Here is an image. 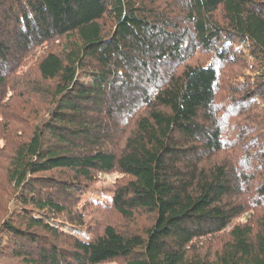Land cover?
<instances>
[{"label":"trees","instance_id":"1","mask_svg":"<svg viewBox=\"0 0 264 264\" xmlns=\"http://www.w3.org/2000/svg\"><path fill=\"white\" fill-rule=\"evenodd\" d=\"M53 42L7 125L0 264H264V0H0V122L7 78ZM226 67L240 77L217 107ZM112 172L127 181L99 190Z\"/></svg>","mask_w":264,"mask_h":264},{"label":"rangeland","instance_id":"2","mask_svg":"<svg viewBox=\"0 0 264 264\" xmlns=\"http://www.w3.org/2000/svg\"><path fill=\"white\" fill-rule=\"evenodd\" d=\"M163 3H164V0H163ZM110 22L111 21L109 19H105L104 24L107 25L108 28H111ZM59 41H62V40H59ZM58 47H59L58 42H53L42 48L36 49L31 55L28 56L27 60L24 63V66H22L20 70L17 73H15V75L9 76L7 78L8 83H7V93H5L6 94L5 102L9 103V104L8 103L6 104H8L7 109L9 108L10 109L7 110L6 112L9 117L8 118L4 117V121L0 122V176H1V168L4 166V163H5V159L3 157L6 156L5 155L6 149H7V152L9 149V147H5L6 141H4V139H6L5 137L8 135L6 134L7 125H11L14 128H17V126H20L19 123L15 122V120L13 119V117H11V115L20 116L21 113L29 109L26 102L23 101L24 98H17L15 97V95L18 96L16 94L17 92L23 93L24 89L21 88L20 86H22V84H25L24 82L28 81L26 78L29 79V77H33V76L36 77L35 67H33L32 65L35 64L37 58L48 52L58 51L59 50ZM211 59H212L211 56L207 55L202 50H199V52L194 56L191 63L195 64L197 62L198 63L203 62L204 64ZM223 71L224 72L222 75V84L219 85L220 91L218 93V98H217V103H216L217 107L222 106L224 103L226 105L231 102V100L228 98L226 94V91H228L230 87L232 88V85L233 86L236 85V83H233V80L237 77H240L239 74H240L241 69L226 67ZM1 102H3V100ZM12 111H15V112L12 113ZM254 117L256 118L254 121H257L258 119L262 118V114L255 112ZM240 119H241L240 117L238 118L237 116L233 115V113H231L229 118L227 119L228 122L225 121V125L231 128L230 132L228 133L227 139L229 140L233 139L235 141L234 138L239 137L237 136L238 131L236 130L237 129L236 125L237 123H239ZM262 122H263V125L261 127L264 128V118ZM28 129H31V124L24 125L22 128V130H28ZM236 144L239 145V143L237 142ZM235 149H236L235 154L231 152L230 150H226V152H221V154H219L217 158L216 157L212 158L210 162H212V160H219V162L220 161L234 162L238 158H240L241 160H244L245 154L243 150L241 148H235ZM255 165H259V162H257L256 160H253L250 163V167L255 168ZM259 172L264 174L263 167L260 166ZM1 180L2 179L0 178V182ZM98 180L99 181L97 182V187L99 188V190L104 189L105 191H107L108 189L113 190V188L123 184L124 182L127 181V178L121 173L112 172L108 174L99 175ZM1 186L2 185L0 183V187ZM247 199L249 201V202L247 201V203H249L248 204L249 207L253 205L255 206V204L257 203L255 194L249 195ZM247 218H248V215H244L241 219H237L236 223H245L246 221H248ZM105 220H106V223L111 222L114 224L122 222L119 219L118 215L115 213V211L114 212L112 211L111 213H109L106 216ZM138 224L139 226H137V228L144 229L145 227L150 226L152 224V218L148 214L142 213L140 218L138 219ZM129 228H130L129 226L123 227V229H129ZM227 235L228 234L226 232L224 234L223 233L219 234L215 237L204 239L201 241L200 244L196 245V248L199 249L202 252V254L210 255L212 257L216 253V251L220 249L221 247H223V245L226 243V240L228 237ZM106 264H116V262L113 261V262H108Z\"/></svg>","mask_w":264,"mask_h":264}]
</instances>
